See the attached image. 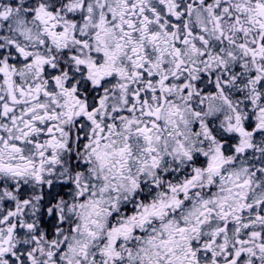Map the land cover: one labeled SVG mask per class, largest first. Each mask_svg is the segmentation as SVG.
Returning a JSON list of instances; mask_svg holds the SVG:
<instances>
[{"label": "snow or ice", "instance_id": "6c2138e0", "mask_svg": "<svg viewBox=\"0 0 264 264\" xmlns=\"http://www.w3.org/2000/svg\"><path fill=\"white\" fill-rule=\"evenodd\" d=\"M0 264H264V0H0Z\"/></svg>", "mask_w": 264, "mask_h": 264}]
</instances>
